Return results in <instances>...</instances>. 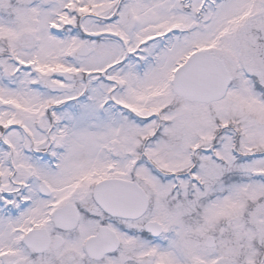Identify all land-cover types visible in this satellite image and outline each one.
<instances>
[{
  "label": "snow or ice",
  "instance_id": "snow-or-ice-1",
  "mask_svg": "<svg viewBox=\"0 0 264 264\" xmlns=\"http://www.w3.org/2000/svg\"><path fill=\"white\" fill-rule=\"evenodd\" d=\"M0 264H264V0H0Z\"/></svg>",
  "mask_w": 264,
  "mask_h": 264
}]
</instances>
